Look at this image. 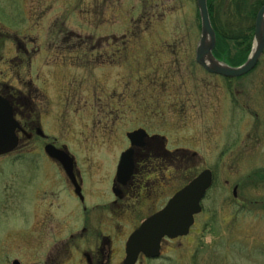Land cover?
Masks as SVG:
<instances>
[{"label":"rangeland","instance_id":"obj_1","mask_svg":"<svg viewBox=\"0 0 264 264\" xmlns=\"http://www.w3.org/2000/svg\"><path fill=\"white\" fill-rule=\"evenodd\" d=\"M198 14L196 0H0V84L30 98L45 134L74 156L90 187L86 206H99L93 212L97 231L111 227L109 235H128L132 220L146 214L138 192L122 208L105 206L113 200L110 183L128 145L126 133L144 128L163 136L171 152L196 154L166 171L161 183L172 176L179 189L210 170L212 183L189 234L165 244L161 258L139 264H264V52L240 79L204 73L195 63ZM68 33L115 34L116 47L125 35L128 61L97 67L94 76L62 62L44 68ZM15 38L29 49L33 70L26 58L15 66ZM94 88L96 115L88 99ZM40 144L24 141L0 157V264H44L75 230L64 219L77 202L60 185L58 171L47 167ZM156 180L150 176L144 184Z\"/></svg>","mask_w":264,"mask_h":264},{"label":"flooded vegetation","instance_id":"obj_2","mask_svg":"<svg viewBox=\"0 0 264 264\" xmlns=\"http://www.w3.org/2000/svg\"><path fill=\"white\" fill-rule=\"evenodd\" d=\"M197 16H199V14ZM256 16L257 14L254 17L253 37ZM150 20L151 19L147 20V22L150 23ZM64 36L61 38L59 37L61 41L55 45L56 48H53L55 49V52H53L55 56L52 53L48 54V56L51 58H46V61L43 62V66H45L44 68H59L60 64L58 62H62L63 66L68 63L70 67H79V69L82 68L83 71H85V68H87L90 73L93 72L94 76V72L97 70V67H119L128 61V48L124 46L125 42L127 41L125 35L119 39L121 44L120 47H116L118 39H115V34L105 35L104 37H81L80 34L68 33L64 34ZM69 39L70 41H75L71 42V46H69ZM14 40L17 43L15 50L17 54L13 56V60L16 63L15 66H22L23 59L26 58L27 63L25 64H27V69L33 70V67H35L36 63L32 62L33 60L31 58L32 56L29 49H27L26 45L22 43V41H17V38ZM85 45L88 46L86 47ZM50 50L52 51V49ZM33 51L31 52L33 53ZM35 51L38 52L37 50ZM118 61L120 62L119 64H117ZM196 65L202 68L204 73L210 74L198 63H196ZM218 77L221 78V81L223 80L228 82L242 78L228 79L222 76ZM30 87L31 89L27 90V94L29 96L35 91V87H33L32 84ZM32 88L34 90H32ZM73 93L75 94L74 91ZM93 93V95H89L88 99L92 103V106H90V112L96 115L98 100L96 97L95 88ZM0 97L6 100L10 105L12 114L14 115V120L17 123L15 132L16 136L18 137V147L16 150L22 147L21 145L24 143V141L27 144L32 141H40V145H42L41 147L45 154V163L48 164L47 167L54 169L55 172L56 170L58 171L57 173L61 176L60 185L65 186V189L69 190L71 200L73 202H77V207L75 209L71 208V211L67 213V216L64 219L66 223H71L75 230L69 234L66 240L58 241V244L52 253L45 256L46 259L44 264H129L125 263V252L126 242L128 241L130 235L139 228L143 221H146L151 216L160 212L167 205L168 201L173 198L176 193L182 190V188L188 185L192 179L194 180L202 172L208 170L205 169L196 173L194 177L192 176L190 179H188L187 182L179 189H176L174 183L171 184V182L174 180V178L171 179L172 176H169L168 182L161 183L162 180L166 179L164 176L166 171H170L171 169L176 170L177 162L185 161L188 163L189 161L186 158H193L196 156V154H186V152L183 150H174V152H171V149L168 150L166 147V140L163 139V136L158 133H152V135H149L144 128H139L130 132H144L146 136L143 133L144 137L139 136L138 140L136 138L132 140V138L128 137V134L130 133H126L125 137L128 140V145L120 153L118 163L116 164L113 171L114 177L110 183V195L113 200H110V202L105 206H116L118 208H122L127 205L124 203L128 200V198L132 197L138 192V196L142 199L141 201L143 203V207L145 208L144 213L146 214L139 220H132L133 230L128 235L124 234V232L121 233V231L116 233L115 236L112 234L109 235L115 231L111 227L97 231L92 227L95 221V214H93V212L95 213L96 208H99V206H96L95 208H92V206L88 208L86 206L85 193L88 192V188L90 187L86 186L87 181L85 182V180L80 176V171H78L76 168L74 156L69 152L66 146L57 145L49 137V135L45 134V122L43 120L41 121L37 117L35 105L30 98H26L21 91L10 87L5 83L0 84ZM124 97L125 95H123V99ZM67 98L69 99V96H67ZM73 99H75L74 95ZM48 147H53L54 149L63 152V157L67 156L68 158H71L72 166L68 168L70 169L69 172H71V176L66 173L61 160L58 161L53 159L46 153V148ZM127 152L130 154L129 175L127 173L128 170H126V165L123 167L121 172L119 171L120 159L122 155ZM179 155H184V157H182L180 160L176 159L175 162H172L175 160L174 157ZM189 160L192 161V159ZM119 172L120 174L118 175ZM157 175L158 181L156 180L152 182V184H144L147 177L152 176L157 179ZM95 183L96 182L92 183L90 186H93ZM172 185L173 188L171 189ZM164 188L167 191H165ZM171 190L172 192L170 195L169 192ZM237 190L238 188L236 186L234 192ZM141 192H143L142 197L140 196ZM49 209H51V207ZM74 212H76V216L74 215ZM102 231L107 233V235H104ZM175 240H170L168 238L163 239L160 245L159 257L150 258L140 253L133 264H139L140 261H149L152 259L161 258L164 245ZM121 241H123L122 247L119 245Z\"/></svg>","mask_w":264,"mask_h":264},{"label":"water","instance_id":"obj_3","mask_svg":"<svg viewBox=\"0 0 264 264\" xmlns=\"http://www.w3.org/2000/svg\"><path fill=\"white\" fill-rule=\"evenodd\" d=\"M206 3L207 0H196L201 21V37L196 49V63L211 74L229 79L239 78L248 74L258 63L264 49V5L259 9L256 16L253 46L250 55L241 66L228 67V65L226 66L216 61L212 56V51L216 45L215 34L211 27ZM208 57L213 62L209 63ZM13 116L8 102L0 97V156L11 153L18 145V137L15 132L17 123ZM143 133L136 131L128 134V137L132 138V140L134 138L138 140L139 136L144 137ZM46 153L53 159L61 160L66 173L71 176L70 169H68L72 166L71 158L63 157V152L53 147L46 148ZM129 159V152L124 153L119 164L120 172L125 165L127 166L128 175L130 173ZM211 183V172L209 170L202 172L176 193L160 212L143 221L141 226L134 231L126 242L125 263L133 264L140 253L146 257L156 258L160 255V243L163 238L167 237L175 240L177 237L186 236L194 224V216L201 212L200 201L211 186ZM12 264L20 263L12 261Z\"/></svg>","mask_w":264,"mask_h":264},{"label":"trees","instance_id":"obj_4","mask_svg":"<svg viewBox=\"0 0 264 264\" xmlns=\"http://www.w3.org/2000/svg\"><path fill=\"white\" fill-rule=\"evenodd\" d=\"M206 4L215 33L212 56L230 67L241 66L250 54L254 17L264 0H207Z\"/></svg>","mask_w":264,"mask_h":264},{"label":"bare ground","instance_id":"obj_5","mask_svg":"<svg viewBox=\"0 0 264 264\" xmlns=\"http://www.w3.org/2000/svg\"><path fill=\"white\" fill-rule=\"evenodd\" d=\"M208 58H209V57H208ZM208 62H209V63H210V62H213V60H212L211 58H209V59H208ZM17 147H18V146H17ZM17 147H16V148H17ZM15 150H16V149H14V151H15ZM161 242H162V240H161ZM160 245H161V243H160ZM159 256H160V255H159ZM159 256H158V257H159Z\"/></svg>","mask_w":264,"mask_h":264}]
</instances>
